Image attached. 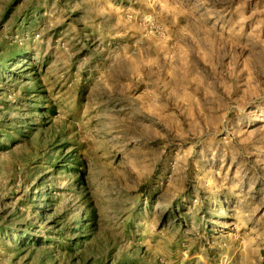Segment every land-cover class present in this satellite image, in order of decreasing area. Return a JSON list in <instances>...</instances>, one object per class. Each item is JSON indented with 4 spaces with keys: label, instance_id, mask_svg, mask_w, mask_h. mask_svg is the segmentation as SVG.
Masks as SVG:
<instances>
[{
    "label": "rangeland",
    "instance_id": "374dc122",
    "mask_svg": "<svg viewBox=\"0 0 264 264\" xmlns=\"http://www.w3.org/2000/svg\"><path fill=\"white\" fill-rule=\"evenodd\" d=\"M0 264H264V0H0Z\"/></svg>",
    "mask_w": 264,
    "mask_h": 264
},
{
    "label": "trees",
    "instance_id": "16d2710c",
    "mask_svg": "<svg viewBox=\"0 0 264 264\" xmlns=\"http://www.w3.org/2000/svg\"><path fill=\"white\" fill-rule=\"evenodd\" d=\"M62 160V159H61ZM53 161L51 163L55 168L61 167L62 162L66 163V167L68 168L69 162L66 161ZM66 160V159H65ZM58 207L54 206L53 203H49L47 207H39L38 213L41 219L50 217V223L54 226L51 227L56 231L55 235L58 236V241H63L68 239L70 244H73L74 247H68L71 251L75 249H81V247L91 239L96 231V222L94 213H90V215H84L83 217H70L67 210L58 211ZM32 229H27L25 231L26 239L24 242H21V245H24L25 242H30L32 237H30L29 232L31 233ZM48 231V230H47ZM49 232V231H48ZM38 233V232H36ZM35 234V233H34Z\"/></svg>",
    "mask_w": 264,
    "mask_h": 264
}]
</instances>
